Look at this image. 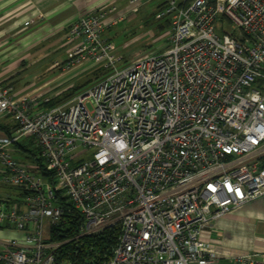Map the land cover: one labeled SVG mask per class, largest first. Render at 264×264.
<instances>
[{"label":"built area","instance_id":"2783aa9c","mask_svg":"<svg viewBox=\"0 0 264 264\" xmlns=\"http://www.w3.org/2000/svg\"><path fill=\"white\" fill-rule=\"evenodd\" d=\"M155 1L170 23L166 46L122 67L107 34L127 19L117 6L71 23L68 57L55 65L113 70L67 103L41 111L50 98L0 81V117L17 124L0 134L1 179L23 191L19 201L0 196V229L22 234L0 240L1 263L57 264V189L83 215L77 237L119 228L104 264H212L215 220L264 201V0ZM23 138L40 147L54 184L14 156ZM231 263L264 264V252Z\"/></svg>","mask_w":264,"mask_h":264},{"label":"crops","instance_id":"0c3cea01","mask_svg":"<svg viewBox=\"0 0 264 264\" xmlns=\"http://www.w3.org/2000/svg\"><path fill=\"white\" fill-rule=\"evenodd\" d=\"M150 1L132 6L131 0H0V81H11L15 95L32 93L52 82L53 85L42 89L43 91L33 92L50 98V90L58 85L56 76L40 86L29 82L18 84L20 76L28 69L27 61L46 52L32 53L34 44L57 38L52 45L57 52L65 51L67 58L71 46V42L67 40L68 32L75 19L111 5L117 6L128 19ZM27 21L30 23L26 24ZM170 31L171 29L169 34ZM107 34L109 35V31ZM86 63L90 66L97 65ZM55 68L62 70L59 66ZM210 237L222 243L219 248L220 256L212 264H218L220 260L232 264L231 257L237 252H264L263 199L256 198L215 220Z\"/></svg>","mask_w":264,"mask_h":264},{"label":"rangeland","instance_id":"374dc122","mask_svg":"<svg viewBox=\"0 0 264 264\" xmlns=\"http://www.w3.org/2000/svg\"><path fill=\"white\" fill-rule=\"evenodd\" d=\"M159 3L155 0L150 1L143 6L131 18L125 21L114 24L109 29L110 39L116 46V51L122 55V60L117 63V66H124L129 60L137 58L138 56L150 51L163 49L168 40L170 27L160 29L158 26L167 21L166 16H160V11L157 8ZM57 38H49L46 42L38 41L32 46V53L43 52L42 55L32 57L27 61L28 69L22 73L18 84L29 82L34 85H42L44 82L51 80L56 76V87L49 92L50 98H56L57 105L67 103L76 94L84 88L90 86L92 83L109 74L113 68H105L101 64H94L90 66L89 63H84L82 66L76 65L74 68H69L67 71L57 69L55 62L64 63L66 59V52H57L52 43H55ZM31 54V53H30ZM44 58V59H43ZM54 59H57L54 61ZM93 65V64H92ZM77 67V68H76ZM84 68V69H83ZM100 76V77H99ZM46 87L36 89L33 92H40L52 86L53 83ZM43 91V90H42ZM70 97L67 95L74 92ZM57 93V94H56ZM55 94V95H53ZM46 103V102H45ZM45 103L40 104V110L46 111L52 107L45 106ZM95 148L91 147L88 150V156L81 158L79 161L87 159L89 156L93 157ZM2 166L0 164V191L5 189H13V185L5 183L2 179ZM2 181V182H1ZM13 192V191H12ZM22 236L21 232L15 229H0V240L14 239ZM218 264H227L224 260H220Z\"/></svg>","mask_w":264,"mask_h":264},{"label":"trees","instance_id":"16d2710c","mask_svg":"<svg viewBox=\"0 0 264 264\" xmlns=\"http://www.w3.org/2000/svg\"><path fill=\"white\" fill-rule=\"evenodd\" d=\"M160 7L161 5L157 6L158 9ZM169 25V20H167L158 27L164 29ZM73 93L75 91L67 95L70 97ZM57 101L56 98H51L44 103L45 106L54 107ZM16 128L17 124L10 115L0 117V134L11 136ZM13 154L22 162L35 164L41 176L47 181L55 183L54 173L47 169L41 156L40 147L34 139L23 138L14 142ZM12 187L13 189L7 188L0 191V196H7L13 201L21 200L22 188ZM55 196V202L64 208L62 219L58 223L52 224L49 231V239L62 242L57 253V264L63 261H71L73 264H104L112 256L113 247L118 240L119 228L116 226L109 227L100 234L77 237L84 222L83 215L74 209L63 190L57 189ZM0 264L3 263L0 262Z\"/></svg>","mask_w":264,"mask_h":264}]
</instances>
